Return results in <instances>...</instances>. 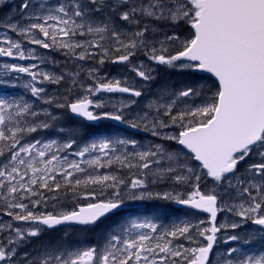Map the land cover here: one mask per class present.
Returning a JSON list of instances; mask_svg holds the SVG:
<instances>
[{"label":"snow or ice","instance_id":"1","mask_svg":"<svg viewBox=\"0 0 264 264\" xmlns=\"http://www.w3.org/2000/svg\"><path fill=\"white\" fill-rule=\"evenodd\" d=\"M18 7L0 19V58L31 63H0V88H15L19 76L11 74H24L32 100L0 94V215L10 218L0 221V264H264V247H245L251 238L264 242V0H23ZM50 52L74 70H43L56 63ZM106 63L125 65L138 80L101 74ZM153 65L196 82L163 86L141 106ZM46 83L75 95L61 103ZM101 93L128 98L97 111L105 107ZM52 107L152 139L43 140L35 134L63 131ZM62 197L89 202L36 211ZM151 200L207 216L171 227L129 219L94 245L26 250L45 229L91 230L126 201ZM221 213L238 219L218 223Z\"/></svg>","mask_w":264,"mask_h":264},{"label":"rangeland","instance_id":"2","mask_svg":"<svg viewBox=\"0 0 264 264\" xmlns=\"http://www.w3.org/2000/svg\"><path fill=\"white\" fill-rule=\"evenodd\" d=\"M22 2H23V0H8V2L5 5L0 6V9L8 7L9 8V14L8 15H15V13L19 11V7L18 6ZM14 6H15V8H14ZM4 17H6V16H4ZM37 52L45 53V52H47V50L40 49V48L37 47ZM47 54L56 61V63H55L56 65H58V64L67 65L66 68L62 69V71L74 70V65L71 62H66V58L64 56H62L59 52H50V53H47ZM60 58H61V60H59ZM139 59H144V58L141 56ZM60 61H61V63H60ZM5 62L6 63L16 62V63H20V64L31 63L30 61H11L8 58H0V63H5ZM55 64L48 63V64H45V65H42L41 67L45 71H53L52 67ZM153 67L155 68V71L153 73L155 75V77L157 76V74L159 72H161V77H160L161 83L159 82V85H158L159 88L152 87L149 84L146 87H144L143 90H144L145 95L140 99L141 102H142L141 106H142V104L144 102H147L148 100L152 99L155 96V94L157 93V91L161 87L168 86V87L173 88L174 83L171 80V78L173 76H177V75L186 76V74H184V73H181V72L175 71V70H171V69H167V68H164L163 66L153 65ZM100 73L101 74H106L109 77H119V78L128 77L130 82L133 81V80H138V78L135 77L134 73L130 72L125 67V65H122V64L106 63L100 69ZM11 75L19 76V79L17 81H14V83L16 84V87L15 88H0V94H3L5 92H7L12 97H19L20 95L27 93L30 96V93L28 92V90L26 88H24V84L27 83L30 80V77H27L24 74H16V73H12ZM47 84L53 85V84H50V83H46V84H43L41 86L45 87V85H47ZM137 87H139V84H137ZM53 91H56V90H53ZM73 95H75V92H73ZM99 95L104 98L105 107L103 109H97V111H114L113 104L116 103L118 98H120V97H115V96H107L106 97V96H103L102 94H99ZM30 98H31V96H30ZM93 99H96V97H93ZM125 99H127V98H125ZM101 123L105 124L104 122H101ZM100 132L101 133H100L99 137L94 139V140H97L99 138L109 137V136L115 137V136L119 135V136H123L125 138H134L139 143L147 144L152 139V137H150L146 133H142V132H140L141 133L140 136L137 135L136 137H134V136H132V135L126 133V132H118V133L117 132H112L111 134H107L103 128L100 129ZM36 136L38 138H41V139L45 140L42 137L43 135L41 133H39V132H38V135H36ZM50 139H55V138H50ZM47 140H49V139H47ZM57 142H59V141L57 140ZM166 143H171V142H166ZM172 147L173 148H178L177 145H174V144L172 145ZM154 201L157 202V201H162V200L136 201V202H128V201H126L125 204L131 205L133 207H137L138 208L139 206H142V205H145L147 203L154 202ZM88 202H89L88 200L82 199L80 203L81 204L82 203L83 204H87ZM166 203L171 204V203H174V202L167 201ZM54 205L51 206L49 209H47V207H42L40 209H36V211H38V212L39 211H43V212H47V213L59 214L60 211H70V210L74 209L71 206L64 205L62 203H56ZM199 218H204V217L192 216L191 214L181 213L176 218L169 217L170 221L168 223H162L161 219L158 220V221H156V220L155 221L160 223V224H163L165 227H171L174 224H180L182 222L191 221V222L195 223V222H197V220ZM129 219L140 220V221L144 220V219H141V218H138V217H135V218L134 217H129L128 218V217L125 216L123 218V221L127 222ZM146 219L152 220L151 218H146ZM235 219H238V218L229 216L228 220L226 221L225 220V214L221 213V214H219L218 223L219 222H230L231 220H235ZM8 220H10L9 217L0 216V221H5L6 222ZM107 224L108 223H102L97 228H94V229L88 231L87 235H85V231H83V230H72V231L64 230L61 233L57 234L56 235L57 237L53 238V240H55V244L56 245L64 243L65 241H70L72 243H80L82 245L87 246V243H86L87 240L91 239L92 245H94V244L99 243L101 240H103L104 236L107 233H109L112 230L118 228V226H121V225H118L117 227L114 226V227L111 228L110 231H107L106 230L107 229V227H106ZM248 228L251 229V228H254V227L252 225H249ZM228 231L231 232L230 229ZM237 231L241 232L242 235L245 234L244 231L241 230V229H238ZM223 234L224 233H221L219 235H223ZM68 236H70V237L67 238ZM31 239H33V238H31ZM30 244H31V241L27 245V249L26 250L29 251V252H32L33 254H35L36 251L41 249V248H35V247L34 248H29ZM218 244H219V247H220L221 250L229 247V245L224 244V243H222L220 241H218ZM245 247L253 248V249L262 248V247H264V242H262L258 237L257 238H251V243L248 244V245H245ZM23 250H25V249H21V251H23Z\"/></svg>","mask_w":264,"mask_h":264},{"label":"trees","instance_id":"3","mask_svg":"<svg viewBox=\"0 0 264 264\" xmlns=\"http://www.w3.org/2000/svg\"><path fill=\"white\" fill-rule=\"evenodd\" d=\"M6 11H7V8L0 9V19H3L4 16H6ZM160 77H161V75H159V77L157 79L153 80L151 82V85H153L156 82V80L158 82ZM171 80L174 83L173 88H180V87H182V86H184L186 84L195 83L196 82L195 79H193L192 77H189L188 75H186V76H184V75L173 76L171 78ZM160 83H161V81H160ZM158 88H159V86H158ZM52 89H54V86L50 87V90H52ZM55 90H56L55 92L47 90V95H50L52 97H55V98L59 99L61 103L64 102V98L65 97H67L68 99L72 97V93H69L67 91L66 85H64V84L57 85L55 87ZM36 103H37L38 107H44V108L50 107L49 105H44V104H41L39 102H36ZM57 110H58V112H57ZM51 111H53L55 113H59L58 117L61 116V115H65V113H66L65 112L66 109H60V108H55V107H52ZM69 122L71 123V121H63V122H61V127L63 128L62 132L59 131L58 129L48 130V131H50L49 135H51L52 133L54 135L64 134L68 139L69 138H74L78 145H83L84 143L89 142L94 137L95 128L86 126V125H84L82 123H78V122H75L76 125H73L72 127H70L71 124L69 126H64L66 124H69ZM45 138H48V137L46 136ZM51 202L52 201H49L48 204H50ZM77 202H79V200L72 199V198H69V197H62L61 200L59 202H57V203H62V204L63 203H69V204L72 205V204H75ZM54 203H56V202H53V204ZM140 209L142 210V214L143 215L151 216L155 220H160L161 219L162 222H166V220L170 216L169 214L171 212H176V211H173L169 207L168 203H165L163 201L161 203L157 202V203H153V204L144 206V207H142Z\"/></svg>","mask_w":264,"mask_h":264},{"label":"water","instance_id":"4","mask_svg":"<svg viewBox=\"0 0 264 264\" xmlns=\"http://www.w3.org/2000/svg\"><path fill=\"white\" fill-rule=\"evenodd\" d=\"M114 95H121V96H126L127 97V94H120V93H115ZM69 114L73 117V118H79V117H76V116H74L73 114H71L70 112H69ZM80 119H82V118H80ZM86 122V121H85ZM112 122V124H115V125H117V126H120V127H122V128H124V129H127V130H132V129H128V128H126L124 125H120V124H117L116 122H114V121H111ZM86 123H88V124H90L89 122H86ZM97 122H95V123H92L91 125H95ZM178 147H180V146H178ZM173 207L174 208H178V209H185V210H189V211H193V210H191V209H189V208H187L186 206H183V205H178V204H173ZM126 207L125 206H122L120 209H117V210H115L114 212H116V211H120V210H123V209H125ZM109 214H112V213H109ZM108 214V215H109ZM199 214H201V215H204V216H207V214L206 213H199ZM107 216V215H106ZM61 226H73V227H79V228H81V226H78V225H61ZM61 226H57V227H61ZM57 227H55V228H57ZM257 227V226H256ZM52 229H54V228H52Z\"/></svg>","mask_w":264,"mask_h":264},{"label":"bare ground","instance_id":"5","mask_svg":"<svg viewBox=\"0 0 264 264\" xmlns=\"http://www.w3.org/2000/svg\"><path fill=\"white\" fill-rule=\"evenodd\" d=\"M69 99H71V98H69ZM57 112H58V110H57ZM59 114V113H58ZM101 128H103L104 130H106V128L104 127V126H101L100 127V129ZM39 133H41L42 135H43V137H46V136H49V131H44V132H39ZM100 130H99V135H100ZM56 139L58 140V141H64V140H67L68 138L67 137H56ZM107 231H110L111 230V227H107V229H106ZM87 241H90V240H87Z\"/></svg>","mask_w":264,"mask_h":264}]
</instances>
